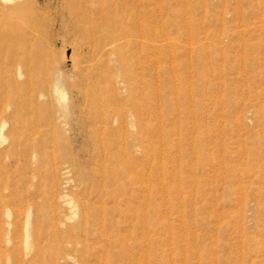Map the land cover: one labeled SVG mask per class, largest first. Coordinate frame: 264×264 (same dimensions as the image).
Listing matches in <instances>:
<instances>
[{
    "label": "rangeland",
    "instance_id": "374dc122",
    "mask_svg": "<svg viewBox=\"0 0 264 264\" xmlns=\"http://www.w3.org/2000/svg\"><path fill=\"white\" fill-rule=\"evenodd\" d=\"M28 2L31 75L0 55V264H264V0ZM120 56L157 85L142 140L95 121L142 95Z\"/></svg>",
    "mask_w": 264,
    "mask_h": 264
},
{
    "label": "bare ground",
    "instance_id": "6f19581e",
    "mask_svg": "<svg viewBox=\"0 0 264 264\" xmlns=\"http://www.w3.org/2000/svg\"><path fill=\"white\" fill-rule=\"evenodd\" d=\"M28 1L29 0H0V55L2 53V56L4 57L3 63H2L4 64L3 70L5 71L9 70L12 66L17 65L15 68V71L18 72V75L20 77H23L24 75L28 76L27 73L31 75L32 69L30 68V66H28V64L35 63L36 61L35 56H34L36 52V47H38V44L39 42H41V40H44L43 36L40 35L39 29H40V26L46 24L45 23L46 18L44 17V15L39 10H36V9L34 10L30 6L31 2H28ZM27 2L29 4H27ZM57 4H60V3L57 2ZM70 15L74 17L76 16V12L71 10ZM51 17H53V20L51 22V28H55L56 26L62 27L64 25L65 23L64 14L60 18L58 11L54 10V12L51 14ZM27 28L29 30V33H26V32L23 33L21 32L23 30H20V29L27 30ZM47 36H49L48 33H47ZM47 36H46V40H47ZM135 43L137 42L135 41ZM141 44L143 43L141 42ZM144 45L145 43L143 44V46ZM152 46H151L152 48H150L151 50L149 49L150 53L151 55H153V57L154 56L156 57L157 44L152 43ZM115 48L116 47L113 46V50H115ZM131 59H132L131 56H129L128 58H125L123 56H120L119 58L117 57L116 59H114L115 60L114 66H117V68H120L121 71H122V68H124L123 69L124 75H123V79L121 82L131 83L130 85H132L131 86L132 88L134 86V88L136 89L139 88L141 92L143 91L142 95H138L137 94L138 92H136L135 94L134 92L135 90L134 91L131 90L133 92L132 93L130 92L131 93L130 97H132L133 93L135 95H133L134 97H132L131 102H129L130 106L131 105L132 106L130 110L128 109L129 110L128 115H125L126 113L122 114L121 112H119V113H115L114 117H111L110 114L108 115L107 110L101 109L102 115L104 114L105 116L102 117L100 116V114L99 115L97 114L98 116L96 115L97 119H95V121L100 122L101 124L100 126L101 128H99L100 131H102L103 133L110 134L112 132L111 128L114 125L110 128L109 123L114 120L115 122H118L119 126L118 125L117 126L119 128L121 129L126 128V132H128L126 133V135L131 134V136H133L135 139H139L141 138V136H143V132L141 131L142 129L146 130L147 128H154L157 125L156 124V121H157L156 119L158 118L157 117L158 105L156 103V101H158L157 92H156L157 85H156V82L154 81L155 79L153 81L152 79H150V81L146 80L144 78L145 77L144 74L140 75L139 74L140 71L138 72L136 69L133 68V66H130L133 64L131 62ZM156 63L157 62L155 59L152 62V65H156ZM141 68H144V67H141ZM104 69L106 70V68ZM108 69H111L110 66ZM117 74H119L118 71H117ZM151 74H152L151 76L155 78L156 74L155 75L154 73H151ZM134 79H135V82H133ZM52 86H53V97L59 104V111L62 113L61 116L63 117L64 120L69 119L71 106L67 99L66 89L64 87V81L59 71L55 73L52 79ZM145 86L146 88L149 87V90L146 91L144 89ZM128 100H129V97H128ZM97 112L99 113V110ZM152 120H155V121H152ZM95 129H96V126H95ZM96 131H98V129ZM145 135L147 136V134ZM142 138L139 140H142Z\"/></svg>",
    "mask_w": 264,
    "mask_h": 264
}]
</instances>
